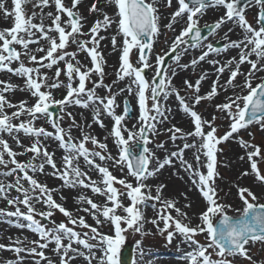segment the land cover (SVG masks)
Returning a JSON list of instances; mask_svg holds the SVG:
<instances>
[{
  "label": "snow or ice",
  "instance_id": "snow-or-ice-1",
  "mask_svg": "<svg viewBox=\"0 0 264 264\" xmlns=\"http://www.w3.org/2000/svg\"><path fill=\"white\" fill-rule=\"evenodd\" d=\"M83 2L71 0L68 5L65 0H12L13 7L9 10L5 0H0L3 15L13 19L11 28L0 30V71L23 79V86L0 80V166L7 169L0 175L14 177L11 183L0 181V198L14 208L13 211L0 209V222L26 228L39 237L36 240L8 237V244L0 243V250L12 251L17 257L6 264H23L27 258H32L34 264H56L46 255L50 246L59 264H74L81 258L85 264H124L123 249L129 233L139 234L141 239L135 245L139 255H144L143 237L152 235L146 224L166 235L169 244L178 236L180 243L190 249L182 257L187 264H236L237 258L255 264L250 254L252 247L257 244L264 247V203L260 202L264 193L257 195L250 187L234 184L242 205L234 207L223 202L220 196L223 189L217 181L223 179L218 170L221 163L218 154L224 151L221 145L235 142L245 150L250 165L240 178L252 175L264 188V169L260 167L264 152L259 145L239 135L252 125L264 131V76L258 75L264 73V0H176L175 10L163 25L161 5L171 8L173 0H94L88 11L97 18L87 31V17L79 10ZM98 4L111 6L114 15L110 16ZM27 5H31V11ZM250 8L258 9L254 23L246 15ZM45 9L50 10L45 12ZM209 9L222 10L223 14L217 21L201 26V19ZM181 21L183 26L176 34L175 25ZM228 23L233 27L224 33L222 47L204 43ZM236 29L240 30L239 38L232 40L229 33ZM167 32L173 33L170 42ZM161 37L165 38L167 50L155 53L154 45ZM105 40L113 50L121 52L117 81H128L117 92L113 91L117 81L113 85L104 82L107 61L102 42ZM232 49L238 50L237 56L224 62L209 59L211 54L221 55ZM190 50H199L200 54L182 63V57ZM81 54L88 63L80 59ZM169 58L173 64L166 63ZM26 60L32 66L26 65ZM201 62L215 69V79L207 92L202 93L201 87L209 77L208 72H202L195 82L184 79L180 86L174 83L178 70L195 72ZM14 64L17 66L13 67ZM244 64L249 65L247 72L241 71ZM146 70H151L150 78ZM226 71L228 77L221 83ZM58 89L65 91L61 99L54 96V90ZM98 89H103L104 94H99ZM17 90L28 92L35 102L12 103L5 94ZM125 92L135 95L138 104L139 114L131 128L127 121L131 119L132 109L127 99L123 101L122 111L117 112L121 108L117 97ZM221 94L223 102H216ZM170 97L193 125V130L188 132L175 125L163 130L169 133L171 142H182L175 150L166 149L164 142H155L163 134L162 126L172 118L173 110L166 104ZM205 102L214 110L210 118L197 110ZM55 107L60 109L59 116L51 110ZM73 107L89 110L92 123L78 122L68 111ZM7 109L15 110L9 113ZM102 117L113 121L103 141L90 131L92 124L107 127ZM66 118L70 121L67 128L63 126ZM39 120L50 124L53 131L38 127ZM217 120L228 121V130L223 135H218ZM73 129L80 132L79 137L73 136ZM5 133L23 151L14 150L4 138ZM21 133L31 138L30 144L21 142ZM249 136L254 138L250 131ZM109 137L117 148L116 155L105 142ZM46 140H54L63 150L59 164L54 159L55 153L48 150ZM154 149L167 154L161 157ZM186 151H191V160L186 158ZM29 153L32 154L29 160L18 159ZM240 159L244 160L245 156ZM46 167L51 168L53 177L62 181L61 187L88 189L103 198L96 201L85 195L76 197L78 204L87 205L76 211L90 216L95 226L87 223L85 216L75 215L58 203L53 197L56 189L36 178L37 174L45 173ZM166 167L174 169L173 175L181 180L187 176L189 190L195 189L204 201L197 224H192V218L177 206V200L164 197L166 184L149 183ZM117 171L121 173L119 177L114 174ZM90 172L98 179H93ZM12 191L17 195L10 197ZM182 195L187 200V194ZM37 204L46 210H38ZM183 207L190 209L192 205L189 202ZM149 208L154 217L146 216L145 210ZM57 211L66 222H56ZM42 220L49 221L50 226ZM103 226H110V232H102ZM200 236L204 243L197 239ZM132 264H137L135 258Z\"/></svg>",
  "mask_w": 264,
  "mask_h": 264
},
{
  "label": "rangeland",
  "instance_id": "rangeland-1",
  "mask_svg": "<svg viewBox=\"0 0 264 264\" xmlns=\"http://www.w3.org/2000/svg\"><path fill=\"white\" fill-rule=\"evenodd\" d=\"M66 4L70 5L71 0H65ZM88 2V3H87ZM94 2V0H87L86 4L83 2L82 5L79 6V10L82 13L84 10L88 11L90 5ZM173 2L175 3V8H176V0H173ZM102 4H98L97 6L100 7ZM174 5V4H173ZM5 7L9 10L12 9V2L11 0H5ZM104 11L107 12L110 16L114 15V10L111 6H104ZM161 13L162 15L165 17V19H162L161 24H166L168 22L167 17L170 16V14L174 11V8H165L163 7V5H161ZM27 9L29 11H31V5H27ZM50 9H45L46 11H49ZM54 11V8L51 9ZM257 8H250L247 10V18L251 21V22H255V15L257 13ZM36 11H39V9H36ZM110 11H113L112 15L110 14ZM93 14V16H95L96 14ZM223 14L222 10H219V13L216 14L214 17H208L206 18L205 16H203V18L201 19V26H203L205 23H213L215 21H217L219 19V17ZM1 17L4 19L5 18V24L3 19L0 20V30H4V29H9L13 26V19L11 17H5L3 15V11L0 10V19ZM9 19V20H8ZM95 20L93 18H87V25L85 27V31H87V28L90 27L92 25V23ZM46 23H50V21H46ZM183 26V21H181L179 24L175 25L176 28V34H178V31L180 30V28ZM233 27V25L231 23L229 24H225L222 26V28L218 31L217 35L212 38L207 40L206 42H204L205 44L211 42L214 43L217 40H221L223 43V36L224 33L228 31L229 28ZM239 29H236V31L229 33V36L232 40H236L239 38ZM114 34V32L112 33ZM173 38V33L172 32H167V39L170 42L171 39ZM165 38L161 37L160 41L154 45V52L155 53H162L164 51L167 50V45L164 42ZM41 43H44L43 41ZM107 45H108V50H107ZM119 45H120V40L118 38V49H119ZM34 47V46H32ZM106 47V48H105ZM102 49H103V53H104V57L107 61L110 62V64H107L105 67V83L109 84V85H113L114 81H117V77H116V72L119 69L120 66V55L121 52L119 50H113L112 46L110 44V42L108 40H105L102 42ZM237 51L238 50H229L221 55H210L209 59H219L221 60V62H224L228 59H230L233 56H237ZM200 54L199 50H190L188 54L184 55L182 57V63H188L190 62V60L194 57H197ZM39 55H42L39 54ZM84 56V55H83ZM109 57H111V60H109ZM137 58V54L134 50L133 54H132V60L135 63ZM26 65L28 66H32L30 64L29 61H25ZM84 63H88V61L85 59ZM173 64V62L171 63ZM17 66L16 64L13 65V67ZM249 70V65L244 64L243 66H241V71L243 72H247ZM54 71V69L52 70ZM170 71V70H169ZM179 74L177 76V78L174 80V83L177 84V86H180L183 82L184 79H189L193 82H195V80L199 77V75L202 72H208L209 73V77L203 81L202 83V87H201V91L202 93L207 92L210 89L211 83L212 81L215 79V69L208 64L207 62H201L200 65L197 66L195 72H193L191 69H189L188 71H179ZM150 73L152 75V72L150 70ZM52 72L49 71V75H51ZM258 75L260 76H264V73H259ZM228 77V72L226 71L224 73V75L221 77V83H223ZM0 78L3 79L4 81L13 83L14 78H16V76L12 75L11 73H7L6 71H0ZM19 78V77H17ZM95 78V77H94ZM61 79H64L63 75L61 76ZM238 79L242 80V77H238ZM20 80L22 81L23 84V79L20 78ZM128 83L127 79L125 81H117L116 84L113 85V91L117 92L120 88H124L126 86V84ZM89 87H91V85H89ZM98 93L103 95L104 94V90L103 89H98ZM9 97H12L10 94L8 93ZM14 94V93H12ZM26 94L28 96H30V94L28 92H21L19 91L17 93V97L15 96L14 100H20V101H25L23 100V98L26 96ZM65 95V91L64 89H58V90H54V96L56 99H61L63 98V96ZM31 97V96H30ZM31 101H29L31 104L35 102V98L31 97ZM127 99L128 102L131 104L132 108H133V117L132 119H129L127 121L128 127L131 128L133 124L136 123V118L138 116V104H137V100L135 95L129 96L126 92L120 94L117 97V102L121 104V108L117 109V112L120 113L122 111V107H123V101ZM223 94H221L220 97L217 98L216 102H223ZM27 101V100H26ZM166 104L172 108V118L170 120V122L164 124L161 128L162 131V135H160L159 137L155 138V142L156 143H160V142H164L165 143V147L166 149H171V150H175L177 145H182V142L177 140L175 143L171 142L168 139L169 133L164 132L163 130L170 127L171 125H175L176 127L182 128L185 132L188 131H192L193 130V125L190 121V119L182 112V110H180L177 106V102L175 101V99L173 97H170L169 100L166 102ZM198 111L202 112L204 114V116L206 117H211V114L213 113V108L210 104H207L205 102L204 106H198L197 108ZM68 111H71L73 113V115L76 116V120L78 122L84 123V124H91L92 123V114L89 110L87 109H81L79 107H73V108H69ZM80 113H83V115L81 116ZM174 114H176V118H174ZM60 115V113H59ZM85 116H87V118H85ZM104 120L105 125H107L106 128H101L99 126H97L96 124H92V128L90 129V131L92 132L93 135H95L98 139H100L101 141L104 140L105 136H108V132L111 129V126L113 124V121L108 118V117H102ZM70 123V121L66 118L63 121V126L65 128H67L68 124ZM217 125H219L218 128V135H223L227 130H228V121L227 120H217ZM37 126H43L46 129H48L49 131H53V129L51 128L50 124L46 123L44 120H39L37 121ZM73 136L75 137H79L80 136V132L76 129H73ZM249 131L252 132L254 134V138L249 136ZM241 137H243L244 140L246 141H250L253 144L259 145L261 147L262 152H264V131H261L259 129L258 126L256 125H252L250 126L249 130H241L240 134ZM24 138V144L28 145L31 142V138L30 137H26L23 136ZM27 138V139H26ZM108 144V149L109 151L112 152L113 155L117 154V148L113 142V138L109 137V139L107 141H105ZM45 143L48 145V150L50 151L54 145L55 148H57V150L59 152H55L56 154H58L59 156H62L63 150L58 148L57 142H55L54 140H46ZM89 147H93L92 145H89ZM149 147L154 148V145H149ZM221 147L224 149L222 154H218V160L221 162L218 165V170L221 174V176L223 177L222 180H218L217 183L219 184L220 188L223 189V191L220 192V196L223 198V202L225 203H230L232 204L234 207H241L242 205L240 204L238 197L236 195V189L235 187H233L234 184H240L241 186H247L250 187L254 192L257 193V195H261V193H264V188H261L259 186V183L254 179V177L252 175L249 176H245V177H241V173L249 170L250 165L249 162L247 160V157L245 155V150L242 149L237 143L235 142H226L225 144L221 145ZM157 151V154L161 157L165 156L167 153L163 152L161 150L158 149H154ZM28 156H31L30 154ZM185 156H192L191 151H186ZM241 156H245L244 160H241L240 157ZM25 159H27V156H25L24 158H21L22 161H24ZM226 165V166H224ZM260 167L262 169H264V163L260 164ZM7 169H3L0 172L6 171ZM47 170H51V169H47ZM172 168H165L164 170H162V172H166V171H172ZM52 171V170H51ZM161 172V173H162ZM45 173H46V169H45ZM45 173L43 174H37L36 178L44 184H47L48 187L50 188L51 186H53V188L51 187V189H56L55 192H53V197L54 199L57 200L58 203H62L63 206L72 211L75 215H82L85 216V219L87 221V223L94 225L95 226V221L92 219H90V217H88L87 214L83 213V212H77L76 210L80 207H87V205H80L77 203L76 201V197L79 195H85V196H89L92 197L94 200L96 201H102L103 198L94 195L90 190L88 189H82V188H77V189H69L67 187H61L62 181H59L57 178L51 176L50 178L53 179V185L50 182L45 181V177L43 176ZM90 175H92L93 179H98V176L93 173L90 172ZM115 175H117L118 177L121 175L120 173H115ZM170 179H164L161 181H156V179L154 180V185L157 184H166L167 187L164 189L163 195L166 198H170V199H175L177 200L179 203L177 206H180L184 211H187L189 216V209L188 208H184L183 206L186 203H189V201H185L184 196L182 195L183 189L181 194L179 193V191H172L171 188L172 186H170ZM184 184V186L189 185L188 187H185L184 190L185 192L188 194H193L197 199H199L202 202V205L198 211L201 212L204 209V201L200 198L199 193L195 190H189L190 189V183L187 182V176L185 177L184 181L181 182L180 184V188L182 187V185ZM65 192L69 197H70V201L67 202V200H61V196L62 193ZM60 193V194H59ZM154 194V193H153ZM261 203H264V197L261 198ZM38 210H46L44 208L43 205L37 204L36 205ZM0 208L1 209H6L9 210V205L7 204L6 200H4L3 198H0ZM151 208L147 209L148 212ZM153 214V213H152ZM149 212V215L146 213V216L151 218L154 217L155 213L152 215ZM152 215V216H151ZM173 215H175V213L173 212ZM229 215H237V213L235 212H229ZM198 216V215H197ZM37 219H41L40 217H37ZM54 219L56 220L57 223L59 222H66V218L60 214L58 211L56 213V215L54 216ZM199 221L196 217H194L192 219V224L195 225L197 224ZM43 223V222H42ZM50 226V224H49ZM163 226V224L161 223V227ZM147 230H150L152 235H148L143 237V243H142V248L144 251V255L141 256L138 253V250L136 249L135 251V255H136V260H137V264H152V263H156L158 260L160 259H166L165 257H170V255H172V253H178V249H182V247L177 246L178 243H180V238L177 236L176 238L173 239L172 243L169 244L166 240V235L162 236L160 235L156 228L151 225V224H146L145 225ZM15 231H17L19 234L23 233H27V234H32V238L34 240L38 239L39 237L32 233L30 230L25 229H18V228H14ZM78 231H86V230H82L77 228ZM102 232L105 233H109L110 232V226H103L100 229ZM5 231H1L0 230V234H3ZM1 237V236H0ZM141 237L139 236V234H128V239H127V243L129 244H133L135 245V241L136 240H140ZM197 239H199L201 241V243H204V238L203 236L197 237ZM136 247V245H135ZM51 248V246H50ZM48 251V250H47ZM46 251V252H47ZM189 251V250H187ZM186 251V252H187ZM250 254L253 256V261L255 262V264H264V247H261L259 244H257L256 246L252 247ZM24 255V254H21ZM11 259L14 258V260L17 259L16 255H12L9 256ZM50 257L56 262V264H59V261L57 260V257L53 256V254L50 255ZM150 261H146L149 260ZM155 261H154V260ZM171 260H176L175 258L171 257ZM23 264H34V261L32 260V258H27ZM43 264V262H42ZM74 264H85V261L81 258L80 260H78L77 262H75ZM236 264H250L249 261L247 260H243L240 258H237Z\"/></svg>",
  "mask_w": 264,
  "mask_h": 264
},
{
  "label": "bare ground",
  "instance_id": "bare-ground-1",
  "mask_svg": "<svg viewBox=\"0 0 264 264\" xmlns=\"http://www.w3.org/2000/svg\"><path fill=\"white\" fill-rule=\"evenodd\" d=\"M86 1L87 0H84V3L86 4ZM11 2H12V0H11ZM88 3V2H87ZM13 6V5H12ZM100 7H104V5H101ZM47 12V11H46ZM112 13H113V11H110V14L112 15ZM82 15H84L85 17H87V18H93L94 20L97 18V16L95 15V16H93V14H91L89 11H83L82 13H81ZM3 18L1 17V19L0 20H2ZM9 20V19H8ZM3 21H4V24H5V22H7V21H5V18L3 19ZM114 32V31H113ZM113 32H111L110 34H112ZM120 40V39H119ZM106 48V47H105ZM107 50H108V45H107ZM84 54H81V56H80V59L84 62L85 61V58H84V56H83ZM109 60H111V57H109ZM107 61V60H106ZM107 64H110V62L109 61H107ZM62 66V65H61ZM0 80H3V79H1L0 78ZM12 84H15V85H20V86H23V84H22V81L20 80V78H14V81H13V83ZM19 91L17 90L16 92H14V94H10L12 97H9V94L8 93H6L5 95L8 97V99L9 100H11L12 101V103H14V104H18L19 102H21L20 100H14L15 98V96L17 97V93H18ZM23 100H27V102H28V104L29 105H31V103L29 102V101H31L32 99H31V97L30 96H28L27 94H26V96L23 98ZM33 104V103H32ZM15 109H7V111L9 112V113H11L12 111H14ZM175 116H174V118H176V114H174ZM85 118H87V116H85ZM22 119H27V117H22ZM112 127V126H111ZM22 135L24 136V134L23 133H21L20 134V138H21V142L24 144V138L25 137H22ZM3 136H4V138L5 139H7L8 141H9V144L11 145V146H13V148H14V150H16V151H18V152H20V151H23V149H21V148H19L18 146H16L15 145V143H14V141H13V139L11 138V137H9L6 133L5 134H3ZM27 139V138H26ZM48 141V140H47ZM51 147H53L51 150H50V152H59L58 150H57V148H55L54 147V145L53 146H51ZM30 155H32L31 153H29ZM29 154H27V155H24V156H19L18 157V159L19 160H21V158H24L25 156H27V159H25L24 161H27V160H29V158L31 157V156H28ZM61 157L62 156H59L58 154H56L55 153V157H54V159L57 161V163L59 164V162H60V159H61ZM186 158L187 159H189V160H191L192 159V156H186ZM22 161V160H21ZM23 162V161H22ZM51 169L50 167H46V173L43 175L44 177H45V181H47V182H50L52 185H53V179H51L50 177L52 176L51 175V170H47V169ZM4 168L2 167V166H0V171H2ZM173 171H174V169L172 170V171H166V172H162V173H160L159 174V177L158 178H154V179H150L149 180V183L150 184H153L154 185V180L156 179V181H161V180H164V179H170L171 181H170V186H172V188H171V190L172 191H179V193L181 194V192H182V189H183V192L184 193H186L185 192V190H184V188L185 187H188L189 185H186V186H184V184L182 185V187L180 188V184H181V182H183L184 181V179H185V177L186 176H184V179L183 180H181V179H179V178H177L176 176H174L173 175ZM116 173V172H115ZM114 173V174H115ZM117 173H120V172H118L117 171ZM31 174V173H30ZM121 174V173H120ZM181 175H184L183 173H181ZM59 180V179H58ZM0 181H4L5 183H11V182H14V177H4V176H2V175H0ZM59 181H61V180H59ZM25 187H28V185H27V183H25ZM52 188H53V186H51ZM50 187V188H51ZM62 193V192H61ZM60 194V193H59ZM187 194V193H186ZM10 197H14V196H16L17 195V193L15 192V191H12L10 194ZM62 196L63 197H65V199H63V200H67V202H69L70 201V197L65 193V192H63L62 193ZM185 201H189L190 203H191V205H192V207L189 209V213H190V217L193 219L194 217H196L197 218V215L200 213H198V211H199V209H200V207H201V205H202V202L199 200V199H197L193 194H187V200H185ZM178 207H180V206H178ZM21 208H22V210H23V206H21ZM1 209V208H0ZM14 210V208L12 207V206H9V210L8 211H13ZM146 211V213L149 215V212L152 214H154V212L152 211V209H150L149 210V212H148V210H145ZM152 214V215H153ZM151 215V216H152ZM88 217H90V216H88ZM8 219H12L13 221L15 220V218H8ZM90 219L92 220V218L90 217ZM15 227H13L11 224H8V223H4V222H0V230L1 231H5L3 234H0V243H4V244H8L9 243V240H8V237H11L13 240L16 238V237H20L21 239H24L25 237L28 239V240H34L33 238H32V234H27V233H25V234H23V233H21V234H19L17 231H15V229H14ZM28 230V229H27ZM177 246H180V247H182V249H178L179 251H178V253H172V255H170V257H165L166 259H160V260H158L155 264H187V261L186 260H184V259H182V257L184 256V254L186 253V251L187 250H190L189 248H187L186 247V245H184V244H179L178 243V245ZM47 251V250H46ZM52 254V252H51V248L46 252V255H48V256H50ZM12 255H15L12 251H7V250H0V264H6V261H8V260H12V261H15L14 260V258L13 259H11L9 256H11L12 257ZM171 257H173V258H175L176 260H171L170 258ZM57 260L59 261V258L57 257ZM80 260V259H79ZM151 259H149V260H146V261H150ZM154 260V259H153ZM78 261V260H77ZM77 261H75V262H77ZM155 261V260H154ZM74 262V263H75ZM152 264H154V263H152Z\"/></svg>",
  "mask_w": 264,
  "mask_h": 264
},
{
  "label": "water",
  "instance_id": "water-1",
  "mask_svg": "<svg viewBox=\"0 0 264 264\" xmlns=\"http://www.w3.org/2000/svg\"><path fill=\"white\" fill-rule=\"evenodd\" d=\"M170 59V58H169ZM169 59L167 60V62L169 61ZM166 62V63H167ZM130 252L131 250H128L126 249L124 252H123V262L124 264H131V256H130ZM129 255V256H127Z\"/></svg>",
  "mask_w": 264,
  "mask_h": 264
}]
</instances>
